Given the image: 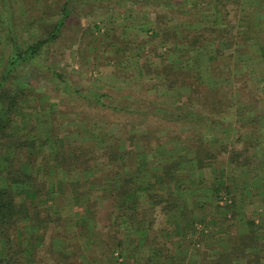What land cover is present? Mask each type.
Wrapping results in <instances>:
<instances>
[{"label":"trees","instance_id":"1","mask_svg":"<svg viewBox=\"0 0 264 264\" xmlns=\"http://www.w3.org/2000/svg\"><path fill=\"white\" fill-rule=\"evenodd\" d=\"M67 2H63L61 18L46 29L45 35L18 42L10 24L4 35V45L0 41V162H3L0 167V264H23L22 255L29 256L33 252L35 232H40V240H44L49 229L59 226L60 230L64 229L60 233L62 239L70 238L72 234L75 237V231L65 229L61 216L64 203L82 206V215L74 223L75 227H80L76 232H82L91 222L104 221L103 217H96L97 206L102 204L108 211L107 221L113 215L120 230L135 235L144 233L145 239L152 231L156 208L164 216H171L170 222L165 220L173 226L170 234L184 235L197 223H224L228 218H234L238 211V192L244 189L242 185L237 187L223 171H219L207 189L208 203L214 204L213 211L218 215L216 219H205V214L196 218L195 209L187 206L183 192H191L192 185L198 182L185 183L189 176L180 175L179 169L184 165H181L183 161L186 164L193 161L195 168L201 169L210 161L227 157L229 151L232 152L228 159L231 165L250 167L248 149L260 140L264 143V134L256 128V116L248 115L245 122L250 123H246L249 127L244 121L233 125L231 116L235 111L229 113V110L256 104L259 91L248 74L237 72L238 68H243L241 62L227 67L232 63V54L225 55L224 49L235 46L239 53H244L256 45L262 56L264 32L253 29V24L246 21L247 13L238 18L232 8L234 15L230 17L227 5L234 3L233 0H198L196 8L190 3L191 6L186 5V16H196L195 21L182 20L178 33L162 32L163 40H170L171 45L163 52L147 45L143 56L136 54L138 63L133 73L147 78L150 87L147 91L151 89L152 97L142 99L112 93L80 96L84 103L96 109L111 111L128 120L144 121V131L131 130L125 124L120 126L119 134L113 133L104 117L99 121L78 117V122L83 121L82 125L66 127L68 120L56 121V113L49 111L46 115L49 114L52 122L45 135H37L30 124H22L23 130L20 126L14 127L20 123L19 109L28 104L30 97H35L39 103L42 96L34 92L29 82L21 80L28 66L44 68L37 58L58 36L69 14ZM261 4L264 7V0ZM171 6L178 10L182 8L177 3ZM240 20L245 23H238ZM213 45L211 53L208 50L204 53L206 47ZM117 53L118 58H123L124 48ZM173 53L175 56L171 59ZM151 58L159 59L158 66H152ZM203 63H207L208 69L201 68ZM48 69L54 77L63 80L59 72ZM122 70L127 75L124 67ZM209 78L216 81L208 84ZM218 80L223 84H217ZM156 87L173 92V103L161 102ZM108 97H116L117 103L107 102ZM149 120L176 125L180 130L176 135H170L159 126L150 125ZM209 128L211 131L207 133ZM234 128L237 131L245 129V134L237 131L235 134L234 143L242 142L241 149H228L211 135L214 130L222 132ZM73 133L77 138L70 137ZM81 137L85 140L79 139ZM177 142L189 153H178ZM169 145L170 148L166 147ZM52 169L61 171L65 180L51 181L48 174ZM44 174L47 176L43 177ZM222 195L224 204L220 205ZM142 200L150 203L148 208L144 209ZM205 204L207 202L196 206ZM262 217L260 224H264ZM247 221L250 228L247 233L238 235V241H229L226 249L216 248L217 252L211 256L205 253L191 264H262L264 241L259 242L254 230L258 227L255 220ZM72 251L75 252L74 247ZM156 252L160 256V250ZM69 258L72 257L65 252L57 264H67Z\"/></svg>","mask_w":264,"mask_h":264},{"label":"rangeland","instance_id":"2","mask_svg":"<svg viewBox=\"0 0 264 264\" xmlns=\"http://www.w3.org/2000/svg\"><path fill=\"white\" fill-rule=\"evenodd\" d=\"M197 1L68 0L69 14L64 19L58 36L43 48L37 58L44 68L28 66L21 80L29 82L34 92L42 96L38 100L39 103L36 102L35 97H30L28 102L26 101L28 104L17 112L20 123L14 127L20 126L23 130L22 124H30L35 127L37 135L38 133L45 135L52 122L49 114L46 115L50 111V113H56L57 117L54 120H68L66 127L69 124L82 125L83 121L78 122L80 121L78 117H89L95 121L104 117L105 121H109L111 126L109 129L113 133L119 134L120 126L125 124L131 130L144 131V121L128 120L111 111L96 109L84 103L82 98L84 95L94 96L103 93L110 95L112 93L114 96L119 94L123 97L129 94L133 98L139 96L142 99L152 97L151 89L147 91L149 86L147 78L133 73L138 63L136 54L143 56L147 45L157 47L159 52H163L165 47L171 44L170 40H163L162 32L175 31L178 33L182 20L187 23L188 20L195 21L196 16L192 15V18L186 16L185 9L186 5L191 6L190 3H193L195 7ZM261 1L233 0L234 3L228 4L227 9L230 10V17L234 15L231 12L232 8H235L238 18L240 14L247 13L246 21L253 24L254 30L263 33L264 7ZM63 2L65 0H0V41L4 45V37H6L4 35L10 24L13 26L18 42L32 41L38 36L45 35L46 29L61 18L60 10ZM176 3L182 6L180 10L171 6ZM241 22L243 21L240 20L238 23ZM212 47L214 45L206 47L203 50L204 53L207 50L211 53ZM120 48L125 50L124 57L121 59L117 56ZM237 49L235 46L224 49L225 55L232 54V63L227 67L231 68L233 63L241 62L243 68H238L237 72L248 74L252 85L259 91V96H257L256 104H248L246 108H231L229 113L235 111V115L231 116V121L233 125L244 121V125L249 127L250 123L245 122V120L248 121V115L249 117L256 116V128L264 134V55L261 56V50L256 45L244 53H239ZM174 56L175 53L170 58L173 59ZM149 62L152 66H158L159 59L151 58ZM122 65H126L123 67L127 75L122 70ZM48 68L59 72L63 80L54 77ZM201 68L208 69L207 63H203ZM214 81L216 80L209 78L208 84ZM216 83L223 84L220 80ZM156 90H159L161 102L167 105L173 103V92H166L157 87ZM106 101L115 103L117 100L116 97H108ZM239 120L240 122H237ZM149 123L168 131L170 135H176L180 130L179 126L169 123H157L155 120H149ZM210 128L207 133L211 131ZM244 130L237 131L235 128L222 132L214 130L211 135L214 136L215 141H218V144L227 145L228 149H241L242 142L234 143L235 134L237 132L245 134ZM70 137L77 138L74 133ZM79 139L85 140L82 137ZM177 145L178 153H189V150L180 142H177ZM166 147L170 148V145ZM230 155H232L231 151L227 157H219L213 162L210 161L208 166L201 169H196L193 161L188 164L183 161L181 165H184L179 169V174L189 176V179H185L187 184L189 181L198 182L192 185L191 192H183L187 206L195 209L196 218L205 214V219H216L218 215L213 211L214 204L208 203L210 194L207 189L219 171H223L225 177L235 182L237 187L242 185L244 189L238 192V211L234 218H228L224 223L216 224L200 222L184 235L170 234L173 226L168 224L170 222L168 219L171 216H164L158 210L159 208H156L152 231L145 239L144 233L135 235L120 230L114 222L113 215H111L112 219L107 221L108 211L106 206L102 207V204L97 206L96 217L101 216L104 221L96 219L97 222L94 224L91 222L88 227L84 228L85 230H81L82 232H76L80 227H75L74 223L82 215V206L64 203L62 205L64 207H61V216L66 224L65 229L75 231L76 236L72 234L70 238L62 239L60 233L64 229L60 230L59 226L49 229L44 234V240H40V232H35L33 234L35 240L32 238L33 252L29 256L25 253L22 255L23 264H57L58 259L65 252L72 257L68 259L67 264H191L205 253L208 257L211 256L217 252L216 248L226 249L229 241H238V235L247 233L250 228L247 224L248 219L255 220L259 228L255 227L254 230L260 239L259 242L262 243L264 224H260L259 220L262 221L261 218L264 216V143L260 140L248 149L250 157L248 168L231 165L228 162ZM2 164L3 162H0V167ZM46 176L47 174H44L43 177ZM49 176L52 177H50L51 181H64L66 178L61 171L53 169L49 171ZM87 187L85 185V188ZM222 196L223 199L218 202L220 205L224 204L225 197ZM142 201L144 209L148 208L150 203ZM203 202L207 204L203 207L196 206ZM160 228L163 230L159 231ZM73 247L75 252L72 251ZM158 249L161 252L160 256L156 252ZM260 261L264 264V258Z\"/></svg>","mask_w":264,"mask_h":264}]
</instances>
